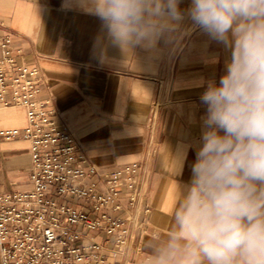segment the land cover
I'll list each match as a JSON object with an SVG mask.
<instances>
[{
    "label": "crops",
    "instance_id": "crops-1",
    "mask_svg": "<svg viewBox=\"0 0 264 264\" xmlns=\"http://www.w3.org/2000/svg\"><path fill=\"white\" fill-rule=\"evenodd\" d=\"M9 34L23 48L20 61L40 69L38 98L49 100L93 164L105 170L146 161V231L121 248L113 236H97L109 264H143L145 241L172 226L177 184L190 180L196 158L187 146L201 135L200 96L225 74L230 51L185 21L152 51L125 54L106 47L100 20L70 9L69 0H0V44ZM26 110L0 103V130L25 127ZM31 164L30 140H0V189H29Z\"/></svg>",
    "mask_w": 264,
    "mask_h": 264
},
{
    "label": "clouds",
    "instance_id": "clouds-1",
    "mask_svg": "<svg viewBox=\"0 0 264 264\" xmlns=\"http://www.w3.org/2000/svg\"><path fill=\"white\" fill-rule=\"evenodd\" d=\"M181 2L69 0L125 54L152 51L185 21L230 51L225 74L200 96L201 135L187 146L196 158L177 184L172 226L145 241L143 264H264V0Z\"/></svg>",
    "mask_w": 264,
    "mask_h": 264
},
{
    "label": "built area",
    "instance_id": "built-area-1",
    "mask_svg": "<svg viewBox=\"0 0 264 264\" xmlns=\"http://www.w3.org/2000/svg\"><path fill=\"white\" fill-rule=\"evenodd\" d=\"M13 40L1 37L0 103L27 109V124L1 129L0 140H30L31 187L0 189V264H109L98 234L121 248L146 231V161L93 164L49 100L38 98L40 69L20 61L23 48ZM156 154L153 147L150 157Z\"/></svg>",
    "mask_w": 264,
    "mask_h": 264
}]
</instances>
